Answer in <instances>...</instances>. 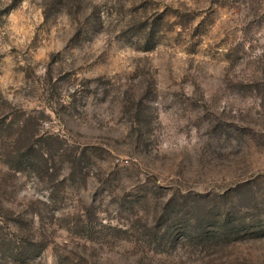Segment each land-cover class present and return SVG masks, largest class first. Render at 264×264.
I'll return each mask as SVG.
<instances>
[{
  "label": "rangeland",
  "instance_id": "374dc122",
  "mask_svg": "<svg viewBox=\"0 0 264 264\" xmlns=\"http://www.w3.org/2000/svg\"><path fill=\"white\" fill-rule=\"evenodd\" d=\"M4 235L27 264H264V0H0Z\"/></svg>",
  "mask_w": 264,
  "mask_h": 264
},
{
  "label": "trees",
  "instance_id": "16d2710c",
  "mask_svg": "<svg viewBox=\"0 0 264 264\" xmlns=\"http://www.w3.org/2000/svg\"><path fill=\"white\" fill-rule=\"evenodd\" d=\"M18 228H20L19 230L21 231V226H19ZM33 239L31 238V236L25 239L21 237L20 241L16 243V241H14L13 239H9L4 235L0 238V245L4 246V249L0 248V253L2 255L11 253L13 255V258H16V260H18L19 262H23V264H27L28 262L32 261L38 253L42 251V247L38 246V243H40L41 241H36V239ZM6 249H8L9 252H7Z\"/></svg>",
  "mask_w": 264,
  "mask_h": 264
}]
</instances>
